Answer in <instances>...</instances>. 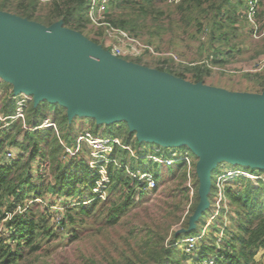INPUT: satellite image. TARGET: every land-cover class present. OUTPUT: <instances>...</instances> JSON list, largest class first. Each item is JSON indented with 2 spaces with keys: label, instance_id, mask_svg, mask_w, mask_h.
Masks as SVG:
<instances>
[{
  "label": "trees",
  "instance_id": "16d2710c",
  "mask_svg": "<svg viewBox=\"0 0 264 264\" xmlns=\"http://www.w3.org/2000/svg\"><path fill=\"white\" fill-rule=\"evenodd\" d=\"M245 1L180 0L176 4L179 24L183 26L184 30L193 27L195 34H199L201 40L205 41L203 46L207 51H210L208 61L211 66H224L230 63L235 45L230 44L229 38H234L238 30L243 31L238 23L239 12L242 11ZM258 5H264L262 0H259ZM156 8L157 0H114L108 7L106 19L109 25L134 35L132 33L138 27L139 19L147 18L151 13L162 14ZM0 11L34 22H36L34 18L38 17L44 26L61 21L64 27L81 34L87 29L89 23L85 13L87 12L86 0H46L44 3L40 0H0ZM95 35L101 36V31H96ZM192 37H194V33ZM89 40L100 45L99 40ZM226 48L230 50V53L225 52ZM133 63L179 79H185V72H190L192 83H202L204 75L210 73L206 65L201 67L197 65L192 69L176 72L173 70L175 62L172 59L162 61L159 59L156 64L151 63L152 66L141 60H136ZM50 111L53 112L51 120L59 127L61 133L63 129H66L67 132L73 130L74 122L68 120L66 110L57 104H49L44 101L37 105L30 102L29 107L25 109V125L32 129L40 126L42 121L48 118ZM19 125H10L8 129L0 130V157L6 146H15L21 152L9 165L0 164V225L2 226L0 264H18L25 255L37 252L41 247L42 239L51 235V232L45 229L47 219L44 213L37 211L35 203L27 206L29 201L40 198L50 203L51 201L45 198L47 194L50 199L56 195L60 199H63L61 196L67 199L69 196L83 194L87 195L89 200L96 197L92 190L98 175L89 169L86 158L78 156L66 161L63 159L61 146L52 129L24 132L20 123ZM11 130L16 133L24 132L22 142L15 141V135H11ZM104 134L116 138L125 136V143H129L128 138H132L134 135L129 132L125 122L104 125ZM62 138L65 140L66 137L62 136ZM135 145H138L137 141H135ZM177 149L190 152L185 147ZM35 161L39 162L36 167L34 166L39 171L41 168L42 170L46 168L52 170L53 186L44 182L45 178L39 171L33 170ZM106 168L109 179L106 190L108 188L110 191L119 190L121 196L126 194L121 197L119 203L115 205L112 203L113 206L107 216V224L115 225L133 204L137 183L133 181L135 187L130 184L132 180L125 174L123 168H116L113 164H109ZM180 170L183 171L182 179L186 180L184 164L179 165ZM245 170L254 174L258 173L256 169L245 168ZM32 172L36 177L32 176ZM195 179L196 177L192 174L191 185L195 187L197 195L198 183ZM212 180L211 178V182ZM257 183V187H255L252 180L236 176L233 178L232 184L225 187L224 194L230 208L229 214H227L231 222L230 226L225 227L222 224L224 236L220 249L217 250L214 245L199 247L202 251L199 261L208 256H215L213 264H262L261 261H256L255 257L260 250H264V182L259 179ZM213 188L214 182L211 183L210 191ZM196 198L197 203L193 207V212L198 204V195ZM65 207L67 209L68 206ZM81 212L84 210L82 209ZM222 214H224L223 209H221ZM59 224L62 228L67 229L73 224V219L67 217L66 214ZM214 231L219 232V229L214 227ZM192 233L193 231L183 235L186 237ZM4 235L7 237L5 238ZM162 240V238L156 237L152 242L153 239H150L140 254H135L132 258L122 256L121 260L111 258L106 264H183V261L188 257L184 254L179 257L176 249L164 247ZM212 241L215 242L214 239ZM84 261H87V264L96 263L92 258H84Z\"/></svg>",
  "mask_w": 264,
  "mask_h": 264
},
{
  "label": "water",
  "instance_id": "95a60500",
  "mask_svg": "<svg viewBox=\"0 0 264 264\" xmlns=\"http://www.w3.org/2000/svg\"><path fill=\"white\" fill-rule=\"evenodd\" d=\"M0 80L13 95L66 110L69 121L125 122L138 143L187 148L198 204L186 233L209 207L218 163L264 170V90L228 92L113 57L57 21L44 26L0 11Z\"/></svg>",
  "mask_w": 264,
  "mask_h": 264
},
{
  "label": "rangeland",
  "instance_id": "374dc122",
  "mask_svg": "<svg viewBox=\"0 0 264 264\" xmlns=\"http://www.w3.org/2000/svg\"><path fill=\"white\" fill-rule=\"evenodd\" d=\"M40 1L44 3L46 0ZM262 3L264 4V0H262ZM175 6L176 4L169 2V0H157L156 9L162 14L151 13L147 18L139 19L137 21L138 27L132 33L134 34L133 36L150 44L157 51L175 54L179 60V62H175L173 67V70L176 72H183L185 69H192L197 65H199L198 67L202 65L208 66L210 73L204 75L202 82L204 85L228 92L260 94L264 90V68L257 73L242 72L257 61L264 59V40L256 41L244 30H238L234 38H229L230 44L235 45V49L231 53L230 63L223 66L225 69L234 73L212 70L210 67L211 63L208 61L210 51H207L205 46H203L205 41L201 40L199 34H195L193 27L187 30L183 29V26L178 22L179 16L176 13ZM259 19L264 22V5L259 6ZM34 20L39 24L42 23V20L38 17H35ZM239 23L238 26L241 25L243 28V21L240 18ZM91 30L92 32H90ZM95 32L96 29L90 28L88 23V27L83 32V35L88 39L97 40L98 36L95 35ZM193 33L194 37H192ZM229 51L226 48L225 52ZM158 60L145 58L141 61L148 62L152 66L151 63L156 64ZM191 77L192 74L190 72H185V79L183 80L191 82ZM11 93L12 86L0 80V99L9 97ZM26 97V108H28L32 98ZM25 109L24 117L26 115ZM52 115L53 112L50 111L47 117L51 118ZM73 122L74 126L71 132L63 129L61 133L58 127L61 138L62 136L64 138L66 137L65 140L69 139V143L84 129L90 130L92 134L98 137L108 136L104 134V125L97 126L91 118L77 117L73 119ZM16 123L17 121L11 126H16ZM9 127H6V129ZM15 128L17 129V127ZM24 132L16 133L14 130L10 131L11 135H15V141L18 143L22 142ZM124 137H119V139L125 143ZM128 141L134 147L131 156L124 150L117 149L112 154V157L118 163L125 164L128 171L145 169L152 172L156 176L158 182L157 187L152 191H143L138 188L139 185L137 184V189L133 196V204L125 211L124 215L120 217L115 225H108L106 220L111 207L119 203L122 199L121 197L126 195L121 196L119 190L110 191L108 188L101 194V199L97 198L98 200H89L85 194L69 196L67 198L68 201L62 196L61 198L63 199H60L57 195L50 199V196L47 194L45 198H48V201H51L50 203L38 198L42 202L35 203V208H38L37 211L44 213L47 219L45 229H48L51 235L42 239L41 247L37 252L25 255L18 264H87L84 258H92L96 261L95 264H106L111 258L121 260L123 259L122 256L132 258L135 254H140L150 239H153L152 242H154L156 237L163 239L162 244L164 247L176 249L179 257L183 254L186 255L188 258L183 261V264H195V259L185 254L183 249L175 244L177 237L178 239L185 237L183 234L186 233L189 226V219L194 213L193 207L197 203L195 187H191V184L188 183L189 179H182L183 171H179V166L176 167L173 165L170 168H166L150 163L145 159H133L138 156L143 157L145 151L148 152L146 150L147 148L149 151L156 148L154 147L155 144L141 142L135 145V135L132 138H128ZM20 154L21 152L15 146H6L4 153L1 154L0 164L9 165ZM79 156L80 158L83 157V159L86 158V149L82 150ZM188 158L190 168L192 169L196 161L195 157L190 153ZM38 163L35 161L33 164V170L35 172L39 171L35 168ZM108 165L106 164L105 168ZM187 168L189 169V167ZM233 170L246 171L245 168L233 166L228 163H218L217 168L211 174L212 182H215V178L218 175ZM91 171L94 173L93 170ZM256 171L258 173L252 174L260 177L264 182V170L256 169ZM192 172H190V176ZM33 173H31L32 176L36 177ZM40 173L45 178L44 182L49 183L51 186L54 185L52 170H48L47 168L42 170L41 168ZM193 175L195 176V174ZM233 178H227L224 181L225 187L232 184ZM258 180H252L255 187H257ZM130 184L135 187L133 181ZM208 200L209 207L197 221L191 235L195 236L199 231L204 229V242H198L200 243L199 247L202 245H214L218 246V250L222 247L223 243L222 240L217 244V238L224 236L223 230H221L222 224L226 227L230 226L231 223L229 216H227L230 208L228 207L229 204L225 196L224 205L227 206L225 214L221 215V210H219L215 218L209 220L213 217L216 208L214 188L213 190L211 189ZM59 203L61 204L58 205ZM64 205L68 206L67 209ZM82 209L84 212H81ZM220 209H222L221 205ZM66 214L67 217L69 216L73 219V224L68 226L67 229L62 228L59 224L62 220L61 217L66 216ZM208 220L209 224L207 225ZM214 227L220 231L215 232ZM0 233L2 234V231ZM4 237L6 238L7 235H4ZM212 239H216V243ZM198 250L197 259H201L202 251L199 248ZM255 260H259L264 264V250L258 252Z\"/></svg>",
  "mask_w": 264,
  "mask_h": 264
},
{
  "label": "built area",
  "instance_id": "2783aa9c",
  "mask_svg": "<svg viewBox=\"0 0 264 264\" xmlns=\"http://www.w3.org/2000/svg\"><path fill=\"white\" fill-rule=\"evenodd\" d=\"M112 1L114 0H86L87 20L91 28L96 29V31H101V36H99L97 40L100 41V45L103 49L108 51L113 57L129 62H134L133 60H144L145 58H154L160 60L172 59L174 62H179L175 54L157 51L150 44L140 40L138 37H135L120 28L109 25L106 19V14L108 12V7ZM169 2L177 4L178 2H180V0H169ZM258 2L259 0H246L242 11L239 12V18L243 21V30L248 33L254 40L261 41L264 40V22L260 21L259 19ZM210 67L215 71H221L231 74L234 73L230 70L225 69L223 65H212ZM263 68L264 59H261L242 72L257 73ZM17 97L18 98H15L16 101L14 116L3 117L0 113V130L4 127V123L8 120L20 121L21 128L24 131L52 129L59 145L61 146L63 159L66 161L78 157L82 153V150L86 149V163L89 169L93 170L98 175V179L95 182L94 189L92 190L94 195L96 196L95 199H101V194L104 193V191L106 190V186L109 184L107 168H105L106 164H113L116 168L119 169L123 168L124 172L127 173L126 175L129 176L132 181L136 182L139 185V189L143 191H152L157 187L158 182L156 176L152 174V172L145 169H139L140 171H128L125 164L118 163L116 159L112 157V154H114L117 149L124 150L131 156L134 147H132L129 143H124L116 137H98L92 134L90 130L85 129L80 134H78L71 143H69L68 141H64L61 138L58 127L55 123L52 122L51 118L44 119L40 126L32 129L30 128V126H26L24 121V109L27 107V97L22 94L18 95ZM154 147L156 148H153L151 151H149V149L147 148L146 150L148 152L145 151V155L143 157L138 156L133 159H145L150 163L166 168H170L173 165L178 167L180 164H184L186 168V178L187 180L189 179L188 183L191 184L192 174H194V170L193 168L191 169L189 165L190 163L188 157L190 153L186 151H179L177 148H163L157 145H154ZM9 157L11 156L9 155ZM187 167H189V169ZM190 172H192L191 176ZM236 176H242L250 180L260 179V177H257L250 172L240 170L228 171L224 174L218 175L215 178L214 182L216 208L213 217H211L209 220L214 219L218 211L221 210L220 205L222 206L225 214L227 206L224 205V181H226L227 178ZM39 202L42 201L40 199H34L32 201H29L27 206ZM60 204L61 203H59L58 205ZM209 220L206 223L207 225L209 224ZM221 230L224 231L223 227L221 228ZM1 231L2 226L0 225V232ZM203 237L204 229L199 231L195 236L189 235L184 237L183 239H177L175 244L179 245L183 249L185 254H187L188 256H192L196 261L195 264H213L215 261L214 256H208L206 259L201 261H198L199 259H197L200 243L204 242ZM222 238L221 236L220 238H217V244L222 241ZM216 248H218V246H216Z\"/></svg>",
  "mask_w": 264,
  "mask_h": 264
},
{
  "label": "crops",
  "instance_id": "0c3cea01",
  "mask_svg": "<svg viewBox=\"0 0 264 264\" xmlns=\"http://www.w3.org/2000/svg\"><path fill=\"white\" fill-rule=\"evenodd\" d=\"M119 1V0H118ZM91 28V27H90ZM2 81V80H1ZM4 82V81H2ZM256 94V93H254ZM18 98L17 96L15 97L13 95V92L9 95L7 98H1L0 99V113L2 114L3 117H12L15 115V101ZM17 121V124L19 125L20 121L18 120H8L4 123V127L2 129H5L6 127L12 125L14 122ZM16 124V125H17ZM21 124V123H20ZM20 126V125H19ZM1 129V130H2ZM34 164V163H33ZM67 200V199H65Z\"/></svg>",
  "mask_w": 264,
  "mask_h": 264
}]
</instances>
